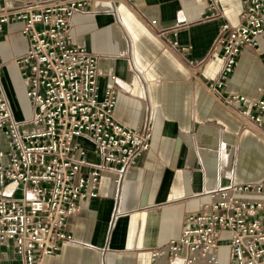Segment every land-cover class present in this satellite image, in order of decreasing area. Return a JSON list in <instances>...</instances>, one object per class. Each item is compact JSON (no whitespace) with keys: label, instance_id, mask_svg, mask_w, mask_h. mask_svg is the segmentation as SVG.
<instances>
[{"label":"crops","instance_id":"crops-1","mask_svg":"<svg viewBox=\"0 0 264 264\" xmlns=\"http://www.w3.org/2000/svg\"><path fill=\"white\" fill-rule=\"evenodd\" d=\"M219 4L223 18H204L206 0H89L86 10L74 15V43L100 56V95L114 84L112 76L122 79L124 87L116 85L115 118L139 130L150 117L152 138L120 183L116 173H102L98 195L82 200L80 211L68 220L74 241L41 264H152L151 250L194 225L187 215L217 198L207 191L264 178V134L245 125L225 101L229 93L264 98V38L256 48H244L222 94L211 92L208 84L222 67L216 48L219 26L223 21L238 24L243 8L242 0ZM158 28L177 45L159 35ZM22 29L21 21L3 27L0 57L14 115L26 120L33 107L19 93L17 83L26 86L12 61L29 46ZM7 149L0 130V150ZM89 159L100 161L92 149ZM220 253V264H227V247ZM157 262L166 264L163 258ZM0 264L24 260L13 244H1Z\"/></svg>","mask_w":264,"mask_h":264},{"label":"built area","instance_id":"built-area-1","mask_svg":"<svg viewBox=\"0 0 264 264\" xmlns=\"http://www.w3.org/2000/svg\"><path fill=\"white\" fill-rule=\"evenodd\" d=\"M206 2L204 18L224 17L219 0ZM242 3L239 23L223 21L219 26L216 48L222 67L208 84L213 93L222 94L244 48H256L264 38V0ZM88 4L89 0H4L0 6V33L6 24L21 21L29 40L26 52L12 61L31 100L30 119L14 115L0 57V130L8 140V149L0 150V245L13 244L24 264H41L62 244L73 242L68 220L80 211L82 200L98 195L102 173H116L120 183L151 144L150 117L136 130L114 116L116 85L124 87L123 80L112 76L115 85L107 86L101 96L100 56L73 41V17ZM157 32L177 45L167 30ZM189 49L182 46L183 51ZM225 101L245 125L264 134L263 97L229 93ZM84 142L92 144L99 162L89 159L91 149ZM220 149L224 153L223 143ZM207 194L217 198L187 215L194 225L151 250L152 264L162 258L166 264H220L223 246L228 249L227 264H264V178L220 185Z\"/></svg>","mask_w":264,"mask_h":264},{"label":"rangeland","instance_id":"rangeland-1","mask_svg":"<svg viewBox=\"0 0 264 264\" xmlns=\"http://www.w3.org/2000/svg\"><path fill=\"white\" fill-rule=\"evenodd\" d=\"M12 74L14 75L15 79H17L18 75L15 73V70L12 71ZM19 81V80H18ZM17 81V82H18ZM18 84V89H19V93L21 95V97H25L26 96V88H24V85L19 84V82L17 83ZM84 144L88 147V148H92V144L91 143H88V142H84Z\"/></svg>","mask_w":264,"mask_h":264}]
</instances>
